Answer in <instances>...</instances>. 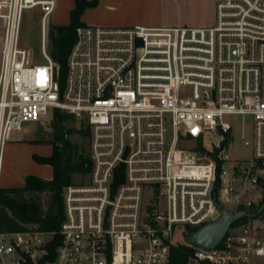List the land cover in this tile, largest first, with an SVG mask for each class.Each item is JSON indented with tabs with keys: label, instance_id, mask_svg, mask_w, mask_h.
I'll return each instance as SVG.
<instances>
[{
	"label": "built area",
	"instance_id": "1",
	"mask_svg": "<svg viewBox=\"0 0 264 264\" xmlns=\"http://www.w3.org/2000/svg\"><path fill=\"white\" fill-rule=\"evenodd\" d=\"M215 3L207 27L79 25L62 88L47 45L57 0H0V189L13 128L54 109L85 118L91 161L89 180L64 188L59 230L0 231V264H38L57 235L46 264H166L220 207L261 206L264 0ZM34 8L43 62L20 42ZM246 218L219 245H192L189 264H264V210Z\"/></svg>",
	"mask_w": 264,
	"mask_h": 264
},
{
	"label": "trees",
	"instance_id": "2",
	"mask_svg": "<svg viewBox=\"0 0 264 264\" xmlns=\"http://www.w3.org/2000/svg\"><path fill=\"white\" fill-rule=\"evenodd\" d=\"M97 4V0H74L70 10V21L67 24H57L51 30V55L59 65V79L64 87L67 71V58L73 43L77 38V27L85 24L81 16L89 6ZM52 120L53 137L47 142L53 146L52 153L41 155L33 153V158L40 163H48L53 167L52 178H44L37 174H28L25 184L18 187H1L0 189V231L22 230L27 224H35L39 229L59 230L64 217L63 187L70 184L74 173H89L91 161L89 153L80 151L65 136L64 122L69 116L67 111L54 109ZM90 134V128L86 131ZM48 192L50 199L43 205L40 193ZM247 218H241L234 224ZM197 227H188L193 231ZM59 235L48 245L50 253L44 256L38 264H46L53 257ZM194 247L185 240L172 244L170 258L166 264H189Z\"/></svg>",
	"mask_w": 264,
	"mask_h": 264
},
{
	"label": "crops",
	"instance_id": "3",
	"mask_svg": "<svg viewBox=\"0 0 264 264\" xmlns=\"http://www.w3.org/2000/svg\"><path fill=\"white\" fill-rule=\"evenodd\" d=\"M69 4V11L74 6V0H64ZM134 2L137 0H97V4L89 6L82 14V21L85 24L100 25H147V26H173L188 25L194 27L211 26L216 21L215 0H162L163 8L157 17L147 15L124 14L122 16L107 15L100 11H111L119 3ZM104 6V7H103ZM136 9V8H135ZM70 20L64 24L69 23ZM11 132L9 140L4 147V165L1 176L2 187L23 186L28 174L44 175L51 178L52 167L41 164L34 160L33 153L48 155L49 151H42L40 145L32 144ZM51 168V169H50Z\"/></svg>",
	"mask_w": 264,
	"mask_h": 264
},
{
	"label": "rangeland",
	"instance_id": "4",
	"mask_svg": "<svg viewBox=\"0 0 264 264\" xmlns=\"http://www.w3.org/2000/svg\"><path fill=\"white\" fill-rule=\"evenodd\" d=\"M104 8L100 9V11H102L107 15L112 14V15L122 16L125 13L130 15H135L136 13H139L140 15H147V16L149 15L151 17H157L158 15L161 14L163 8V2L162 0H137L134 2L128 1L124 3H119L117 7L112 10V12L109 10L104 11ZM68 20H70L69 4L64 0H57L56 8L48 16L46 23L47 32H48L47 45L49 51H51V47H52V36H51L52 28L54 27V25L64 24ZM2 34L3 32L0 23V51L2 45ZM41 41H42L41 12L39 8L25 10L22 21L20 42L23 46L30 49L37 62L44 61L41 55ZM54 111L53 112L50 111L48 115H45L40 120L24 122L21 127L13 128L11 132L23 136V138L27 137L28 138L27 141H30L32 144L40 145L42 151L51 150L50 152L51 154L53 150V146L51 143H48L47 141L53 137V133H54L52 128ZM67 112L69 113V116L64 122L65 136L73 145L77 147L79 152L85 151L89 153V134L86 132L87 129L89 128L87 121L85 120L84 117H81L69 111ZM246 132H248V129H246ZM232 154L247 155L248 151L247 148H244L238 143L236 147L232 149ZM41 164L50 165L48 163H41ZM51 174L53 176V167L51 169ZM39 176L47 178L44 175H39ZM88 180H89V173H74L70 184H82V183H86ZM67 185L68 184H66L63 187V191ZM39 195L43 205L46 206L50 199L49 196L50 194L48 192H43L40 193ZM228 207L235 208V204L232 203L228 204ZM27 226L37 227V225L35 224H27Z\"/></svg>",
	"mask_w": 264,
	"mask_h": 264
},
{
	"label": "water",
	"instance_id": "5",
	"mask_svg": "<svg viewBox=\"0 0 264 264\" xmlns=\"http://www.w3.org/2000/svg\"><path fill=\"white\" fill-rule=\"evenodd\" d=\"M263 210L264 202L255 212L242 208L231 210L220 207V215L213 220L205 222L195 230L188 232L185 235V241L194 246L213 248L220 244L235 221L244 217H257Z\"/></svg>",
	"mask_w": 264,
	"mask_h": 264
}]
</instances>
